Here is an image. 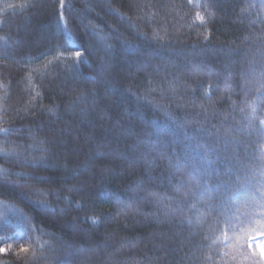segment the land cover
<instances>
[{
	"label": "trees",
	"instance_id": "1",
	"mask_svg": "<svg viewBox=\"0 0 264 264\" xmlns=\"http://www.w3.org/2000/svg\"><path fill=\"white\" fill-rule=\"evenodd\" d=\"M261 84L264 0H0V264H264Z\"/></svg>",
	"mask_w": 264,
	"mask_h": 264
},
{
	"label": "snow or ice",
	"instance_id": "2",
	"mask_svg": "<svg viewBox=\"0 0 264 264\" xmlns=\"http://www.w3.org/2000/svg\"><path fill=\"white\" fill-rule=\"evenodd\" d=\"M29 5L28 4H24L22 5V7H28ZM61 7H63V0H61ZM197 19L203 21L204 20V17L203 16H200L199 13L197 14ZM68 44L69 46H71L72 44V40H71V37H69L68 39ZM75 56L76 58L79 60L81 58V52L79 51H76L75 52ZM261 88H264V84H261ZM255 111H256V108L255 106L253 105L252 106V113L255 114ZM260 123L262 125H264V120H261ZM251 126V117L249 118V125L248 127ZM163 130H158V134L162 133ZM230 134V130H229V133H226V135ZM205 149L207 150V146H205ZM262 159H264V157H262ZM177 166L179 167V164H177ZM262 175H264V169H262V172H261ZM211 174L209 173V176ZM219 176V174H217ZM189 184L192 185L194 184L196 186L197 189H201L200 190V196L201 197H205V196H208L210 198V195H211V188L208 186L207 182H205V184L203 186H201L199 180L193 178L191 176V174H189ZM261 195L264 196V191H261ZM262 207H264V205H262ZM97 221L93 220V223H96ZM11 237L5 235V236H2L0 237V240H10ZM247 246L249 248H253V249H256L258 248L259 251H260V256L262 258H264V223L260 224V232H259V235H257L255 232L252 233L249 237V239L247 240ZM24 251H26V249H22ZM0 251H3V249H0ZM253 255H255V252H253ZM255 264V262H254Z\"/></svg>",
	"mask_w": 264,
	"mask_h": 264
},
{
	"label": "rangeland",
	"instance_id": "3",
	"mask_svg": "<svg viewBox=\"0 0 264 264\" xmlns=\"http://www.w3.org/2000/svg\"><path fill=\"white\" fill-rule=\"evenodd\" d=\"M256 250H257V251H259V249H258V248H256ZM259 252H260V251H259ZM263 259H264V258H263Z\"/></svg>",
	"mask_w": 264,
	"mask_h": 264
}]
</instances>
